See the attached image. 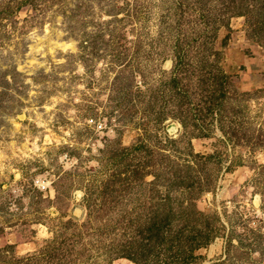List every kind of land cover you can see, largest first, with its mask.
<instances>
[{
	"label": "rangeland",
	"instance_id": "1",
	"mask_svg": "<svg viewBox=\"0 0 264 264\" xmlns=\"http://www.w3.org/2000/svg\"><path fill=\"white\" fill-rule=\"evenodd\" d=\"M4 5L0 264H183L198 212L226 230L189 264H264V0ZM220 71L223 102L207 116L201 81ZM174 77L192 85L199 128L167 112L156 125ZM176 171L198 179L194 194Z\"/></svg>",
	"mask_w": 264,
	"mask_h": 264
},
{
	"label": "trees",
	"instance_id": "2",
	"mask_svg": "<svg viewBox=\"0 0 264 264\" xmlns=\"http://www.w3.org/2000/svg\"><path fill=\"white\" fill-rule=\"evenodd\" d=\"M32 1H34V0H19V4L22 6L24 4H30ZM250 6H251L250 4H246L245 8L247 9L248 12L252 13L254 11V7H250ZM9 10L12 11V9L8 7V5H4L3 7L0 6V23H2V21L4 19H6V16L8 15ZM14 11L15 10L13 9V12ZM247 11H246V13H247ZM246 13H245V11L242 10L239 13L235 14V16H238V17L246 16ZM235 16H233V17H235ZM261 29H262V27H261ZM215 55L216 56L219 55V52L215 53ZM203 76L204 77L202 78V81H201V84H202L201 87H203L205 89L203 96L206 97L205 102L207 103L203 112L206 115H207V113H210L212 115L213 111L219 106V104H221V102H223L222 101L223 99L221 96H222V94L224 95V93H225L224 82L226 80H228L229 75L224 74L223 71H220L218 76L208 75L206 73ZM190 84L191 83L184 84L182 77H174L169 82V87L167 89L164 86V89L160 90V92H158L159 94L156 96L158 99L155 100V102L153 103V107H151V109L157 113L156 118H158V121L156 122V125H159V123L161 121L163 122V121L168 119V118H166V112H167V113L172 114L171 115L172 118L177 120L183 126V128H185V129L189 128L191 126V122H193L195 124V126L199 128V124H198L199 121H196L197 119L195 118V115L193 114L192 108L187 106V102L189 100V99H187L188 91H189V88L192 86V85L190 86ZM207 84H208V88L206 87ZM169 106L170 107L174 106V108L171 109V111H166L167 107H169ZM157 107L160 108V110L158 112L156 111ZM148 110H150V109H147V111ZM219 112H221V111L219 110ZM145 114L152 115V111L150 110V111L146 112V109H145ZM168 116H170V115H168ZM221 120L224 121L223 118H221ZM148 125H150V123H148ZM156 125L154 124L155 128H157ZM200 128H202V125L200 126ZM143 129H146V128H143ZM201 134H203V133H201ZM150 136H151V134H150ZM156 136H157V134H156ZM156 136H154V137H156ZM203 136L204 135H199L198 137L201 138ZM231 139H233L232 135H231ZM168 140H170V139H168ZM143 144H144L143 141H141L140 144L133 145L131 147V150L132 151H137V150L141 151L144 148ZM146 152L147 151H145V153ZM192 154L196 158H203L205 160H210L214 156V155L203 156V155L195 154V153H192ZM146 155L150 156V153L147 152ZM145 158H150V157H145ZM147 162L140 164V166H141L140 170H142V169L144 170L147 166L149 167V165H151V164H149L150 161H147ZM148 170L141 173L139 175V178L142 179L146 175H148V172H147ZM173 175L175 176L174 181L178 180V178H180V181L179 180L178 181L183 182V184H185L184 187L187 188L190 191V193L194 194L193 189H196V187H194V186H195L196 181L198 180L197 178H195V176H192L193 178H195V180H192L191 183H186L183 180V178H181L182 176L177 173V171ZM190 179H192V178H190ZM187 208H185L186 210H182L180 212L181 214H179V215H180V217H184V216L186 217L187 216V220L191 222L192 219L190 218L189 215H187V214H189V212H188L189 210ZM198 214H199L198 219H201L200 225L202 227L194 235H192L189 238V240H190V244L188 245L189 247L187 248L186 252H183L184 258L177 259V261L179 263L180 262H182L183 264L191 263L193 261V259L196 258L195 254L199 250L211 245L217 238L222 237L223 232L226 230V227H225L224 223L222 222V220L220 219L219 215H217L215 213L207 214V213H203V212H198ZM170 215L165 217L166 221L170 222L173 216H174L173 218H175V219L178 218V216H176V214H174V213L171 216ZM193 223H194V225L197 224V220L195 222L190 223V224L193 225ZM151 225H152V228L156 225V222H154L152 219H151ZM159 227L160 226L157 225V228L159 229V231L164 233V231H162L161 228H159ZM152 228L149 227L150 230ZM182 229H183V231L186 230V228H182ZM229 233H231V236L229 234L228 242L230 243L229 249H231L230 247L234 246V245H231L232 244V238H233V230H231ZM164 242H166V238L163 236L160 239L158 248ZM176 257L179 258L178 256H176ZM224 263L228 264L230 262L226 263L224 261H221V262H217L216 264H224Z\"/></svg>",
	"mask_w": 264,
	"mask_h": 264
}]
</instances>
